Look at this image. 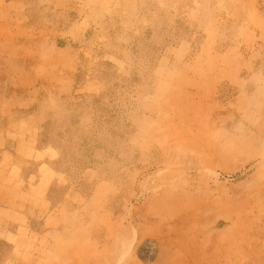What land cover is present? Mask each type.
<instances>
[{
    "label": "rangeland",
    "instance_id": "374dc122",
    "mask_svg": "<svg viewBox=\"0 0 264 264\" xmlns=\"http://www.w3.org/2000/svg\"><path fill=\"white\" fill-rule=\"evenodd\" d=\"M263 24L264 0H0V264H264Z\"/></svg>",
    "mask_w": 264,
    "mask_h": 264
},
{
    "label": "bare ground",
    "instance_id": "6f19581e",
    "mask_svg": "<svg viewBox=\"0 0 264 264\" xmlns=\"http://www.w3.org/2000/svg\"><path fill=\"white\" fill-rule=\"evenodd\" d=\"M31 3V2H30ZM219 4V3H218ZM223 8V7H222ZM226 10V9H225ZM250 17V16H249ZM78 18V17H77ZM214 23V22H213ZM79 25V24H78ZM264 25V24H263ZM31 31V30H30ZM40 34V33H39ZM33 35V34H32ZM31 35V36H32ZM32 39V38H31ZM41 41V40H40ZM42 42H43V40H42ZM62 54V53H61ZM240 57V56H239ZM204 65V64H203ZM211 68V67H210ZM59 69V68H58ZM184 70V69H183ZM43 71V70H42ZM44 75V74H43ZM195 76H197V75H195ZM27 78V77H26ZM198 78V77H197ZM97 80V79H96ZM40 85V84H39ZM197 88V87H196ZM196 91V90H195ZM163 100V99H162ZM8 106V105H7ZM251 107V106H250ZM184 111V110H183ZM160 112V111H159ZM20 122H21V120H20ZM11 125V124H10ZM155 125V124H154ZM193 132V131H192ZM197 132V131H196ZM22 139V138H21ZM27 139V138H26ZM54 153V152H53ZM264 154V153H263ZM30 155V154H29ZM240 156V155H239ZM261 160H259V162H260ZM257 162V161H256ZM217 178V177H216ZM263 184V183H262ZM260 190H262V189H260ZM262 191H264V190H262ZM257 192V191H256ZM256 192H254V193H256ZM259 192V191H258ZM253 194V193H252ZM262 194V193H261ZM246 195V194H245ZM263 195V194H262ZM33 198V197H32ZM218 198V197H217ZM251 198V197H250ZM249 198V199H250ZM254 198V197H253ZM260 198H261V196H260ZM248 199V198H247ZM13 201V200H12ZM248 201H250V200H248ZM260 201V200H259ZM258 201V202H259ZM253 201L251 200V203H252ZM223 203V202H222ZM234 203V202H233ZM246 204H248V202L246 203ZM253 204H255V200H254V202H253ZM260 204H261V202H260ZM259 204V205H260ZM226 206V205H225ZM247 207H249V206H247ZM260 208H261V206H259ZM258 207V208H259ZM249 208H251V207H249ZM253 208V207H252ZM252 208L250 209V210H252ZM259 208V209H260ZM262 208H263V206H262ZM254 209V208H253ZM259 209H257V210H259ZM256 214V213H255ZM246 215V214H245ZM251 216V215H250ZM247 217V216H246ZM249 217V216H248ZM247 217V218H248ZM254 217V216H253ZM252 217V218H253ZM226 218V217H225ZM260 223H259V225L257 226V227H259V228H257V230L258 231H256L255 233H256V236H259V237H261L263 234H264V215H263V212L262 211H260V214H259V220H258ZM250 222V221H249ZM242 223H244V222H242ZM251 225V224H250ZM256 229V228H255ZM239 230V229H238ZM244 239V238H243ZM251 239L254 241L255 240V237H251ZM251 239H248L247 240V243H250V244H252V240ZM260 241V240H259ZM264 241V240H263ZM261 242V241H260ZM236 244V243H235ZM249 244V245H250ZM255 244V243H254ZM261 244V243H260ZM245 245V244H244ZM243 245V246H244ZM224 247V246H223ZM238 249V248H237ZM231 250V249H230ZM229 250V251H230ZM251 250V249H250ZM224 251V250H223ZM244 251V250H243ZM222 252V251H221ZM255 252V251H254ZM234 253V252H233ZM243 253V252H242ZM241 253V254H242ZM257 253V252H256ZM226 254V253H225ZM244 254H246V253H244ZM259 255V254H258ZM234 256H236L235 254H234ZM243 256V255H242ZM245 256V255H244ZM260 256V255H259ZM219 257V256H218ZM228 257V256H227ZM250 257V256H249ZM255 257V256H254ZM225 258V257H224ZM231 258H233V257H231ZM230 258V259H231ZM235 258V257H234ZM237 259V258H236ZM242 259H245V257L244 258H242ZM239 260H241V259H239ZM236 261V260H235ZM234 261V263H236ZM243 261V260H242ZM228 262V261H227ZM230 263V262H229ZM261 263V262H260Z\"/></svg>",
    "mask_w": 264,
    "mask_h": 264
}]
</instances>
